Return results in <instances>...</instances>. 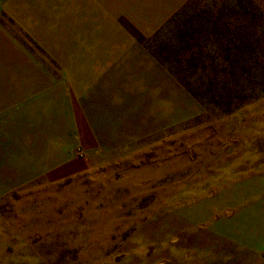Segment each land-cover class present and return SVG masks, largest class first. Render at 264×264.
Returning a JSON list of instances; mask_svg holds the SVG:
<instances>
[{"label": "rangeland", "instance_id": "374dc122", "mask_svg": "<svg viewBox=\"0 0 264 264\" xmlns=\"http://www.w3.org/2000/svg\"><path fill=\"white\" fill-rule=\"evenodd\" d=\"M132 1L109 146L0 198V264H264V0ZM0 37L59 74L2 10Z\"/></svg>", "mask_w": 264, "mask_h": 264}, {"label": "crops", "instance_id": "0c3cea01", "mask_svg": "<svg viewBox=\"0 0 264 264\" xmlns=\"http://www.w3.org/2000/svg\"><path fill=\"white\" fill-rule=\"evenodd\" d=\"M132 5V0H0V10L59 73L37 75L34 66L22 74L17 55L23 46H4L0 37V198L37 179L66 176L69 149L109 146L100 143L105 141L100 133L116 131L115 109L129 104L110 94L125 82L116 53L137 49L116 19L130 14ZM134 5L143 12L141 1ZM114 75L122 79L119 86Z\"/></svg>", "mask_w": 264, "mask_h": 264}]
</instances>
